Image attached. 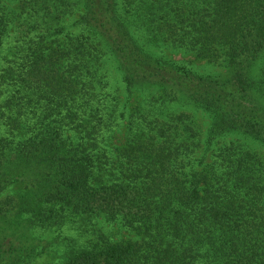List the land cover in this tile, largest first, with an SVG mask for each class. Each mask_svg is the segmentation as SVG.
Wrapping results in <instances>:
<instances>
[{"label":"trees","instance_id":"obj_1","mask_svg":"<svg viewBox=\"0 0 264 264\" xmlns=\"http://www.w3.org/2000/svg\"><path fill=\"white\" fill-rule=\"evenodd\" d=\"M231 135L264 149V0H0V264H264V152Z\"/></svg>","mask_w":264,"mask_h":264},{"label":"rangeland","instance_id":"obj_2","mask_svg":"<svg viewBox=\"0 0 264 264\" xmlns=\"http://www.w3.org/2000/svg\"><path fill=\"white\" fill-rule=\"evenodd\" d=\"M80 14H81V11H77V13L73 17H70V18L68 17L66 19V25L71 26ZM72 31L76 34L81 32L79 29H74V28H72ZM9 40L10 41L13 40V34L11 35V38ZM156 51L162 56L168 58L169 60L173 62H177L180 65H184L185 67H188L190 69H193L194 71H196L197 73L201 75L220 74L225 71L222 66H219L216 64H210L205 60H195L192 53H188L183 50L167 47V48L158 49ZM108 69L110 71V81L112 83V87L113 89L117 88L119 84V76L114 71V69L112 68H108ZM174 110L175 111H187L193 114L198 124L202 128L203 135L205 136L210 126V123H211V119L206 113L190 105H177L175 106ZM221 142L224 144L230 143V142L241 143L245 146L246 145L253 146L255 147V149L264 152V149L260 145L259 142L251 138L242 136V135H231L228 137H224L221 139ZM200 154H203V152H200ZM208 158H209V155H208ZM94 224H97L98 227H102L104 232H106L108 236H110L111 238H114L117 240L135 238V235L133 233L121 227V225L118 222L110 223L104 219H95L90 226L92 225L94 226ZM90 228L86 229L82 225H77L73 228L64 229L63 234L66 238H72V240L75 241L78 245H85L88 239L92 238L93 233L92 231H89ZM54 236H55V233L52 231L41 234V237L46 240H51L54 238ZM49 257H52L53 259V256H49Z\"/></svg>","mask_w":264,"mask_h":264}]
</instances>
